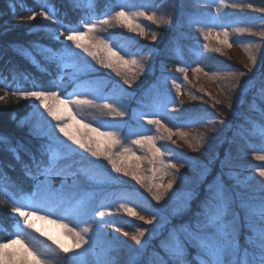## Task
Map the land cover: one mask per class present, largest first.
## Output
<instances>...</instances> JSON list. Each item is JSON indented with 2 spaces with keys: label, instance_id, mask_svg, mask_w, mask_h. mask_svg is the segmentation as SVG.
<instances>
[{
  "label": "trees",
  "instance_id": "trees-1",
  "mask_svg": "<svg viewBox=\"0 0 264 264\" xmlns=\"http://www.w3.org/2000/svg\"><path fill=\"white\" fill-rule=\"evenodd\" d=\"M224 4L230 10L222 18ZM121 7L135 16V23L148 33L140 35L138 30L131 31L118 24L114 16ZM141 11L154 14L156 19L136 15ZM34 12H46L52 19L36 15L26 26L1 31L13 17ZM105 19L108 24L103 23ZM87 22L96 25L95 37L114 42L127 59L137 60L142 68L131 65L119 72L104 68L82 50L75 49L71 42L58 39L68 28L86 31ZM236 23L250 29L264 27V0H0V243L17 234L22 238L20 219L10 210L18 201L32 196L35 185L41 181L32 158L47 164L49 156L42 155V146L50 145L58 149L54 162L56 175L71 176L77 181L74 186H53V197H62L85 209L83 217L62 213L56 216L76 229L85 226V221L112 224L131 233L154 229L134 264H161L162 260L172 264L163 245L171 244L173 234L183 239L181 229L194 222L195 213L210 189L222 192L230 202L228 218L236 224L227 254L230 264H260L264 258L259 239L261 220L250 213L264 203V177L259 174L264 170V160L257 159L264 155V43L256 54L253 69L218 53L209 43L212 30L235 27ZM239 39L247 45L259 40L255 34ZM172 65L178 70L171 69ZM71 67L80 68L82 73L67 81L66 69ZM198 68L221 83L218 82L227 99L218 101L219 108L211 102L205 104L204 91L189 84L188 88L200 100V105L193 107L166 83L168 79L186 83L185 71ZM243 74L251 76L246 88L242 77L239 79ZM83 80L98 83L86 87V92L94 96L87 99L91 103L68 108L61 105L59 110L64 107V113L70 109L82 121L73 122V132L87 133L83 123L102 125V131H115L120 144L113 148L114 153L130 148L135 156L142 157L143 166L136 169L141 182L132 179L135 170L128 171L129 175L117 173L103 156L93 157L73 145L55 128L57 121L48 115L40 101L20 95L22 91L43 90L76 99L72 95ZM105 104L125 115L110 114ZM164 109L171 113L166 123L161 117ZM223 110L228 116L223 115ZM148 119H159L161 123L150 125ZM206 124L215 126L217 132L206 134L203 131ZM165 125L181 129L186 136L183 144L191 151L172 136L169 138L161 129ZM88 135L101 141L102 150L107 146L104 137ZM142 135L155 137L157 146L166 153L163 157L166 168L157 164L154 169L147 147L132 144ZM197 150L206 157H198ZM135 156L128 154L124 165ZM28 169L32 176L26 175ZM169 182L171 189L167 188ZM160 184L163 187L156 186ZM157 188L176 202L164 207L155 198ZM132 205L154 217L165 218L163 224L152 227L145 220L130 216L125 208ZM100 212L104 215L100 216ZM82 233L86 239L91 236L89 231ZM23 234L45 264H77L69 253L34 229ZM114 241L116 246L131 245L126 239ZM186 248L191 264L206 259L196 247L186 245Z\"/></svg>",
  "mask_w": 264,
  "mask_h": 264
},
{
  "label": "snow or ice",
  "instance_id": "snow-or-ice-1",
  "mask_svg": "<svg viewBox=\"0 0 264 264\" xmlns=\"http://www.w3.org/2000/svg\"><path fill=\"white\" fill-rule=\"evenodd\" d=\"M36 15L43 16L46 20H51L52 17L46 12L33 13L30 20L35 19ZM138 16H145L148 20H155V15L147 16L144 12L136 13ZM114 19L118 24H121L131 31H139L140 35H145V29L139 24L135 23V16L130 15L123 7L119 11L115 12ZM164 22V21H161ZM104 24H108L109 20H103ZM85 30H80L78 28H68L66 29L67 34L64 39L71 42L75 49L82 50L93 60L97 61L102 67L113 69L119 72L121 69H127L131 65H136L142 68L135 59H127L126 54H122V49L116 46L114 42H111L105 38H97L94 33L96 31V25L90 22L84 24ZM225 39L221 43H227V33H224ZM152 39L155 40L156 36L153 34ZM71 52V47L68 49ZM183 71V69H181ZM199 71V69H197ZM175 83V81H173ZM25 98H35V100L40 101L41 106L47 110L49 116L53 120L57 121L55 128L58 129L59 133L63 137L67 138L73 145L78 146L80 149H84L91 153L93 157L103 156L112 166V169L117 172H123L124 175H129L127 169L123 166L128 158V154L135 156V153L131 151L130 148H124L122 152H113V148L120 144V140L115 131H102V125L93 127L90 123H83V128L87 129V133L80 134L79 131L73 132V122L76 124H81V120H77L76 115H74L69 109L67 112L62 113L57 105H63L68 108L69 105H85L90 104L91 101L86 99H76L62 98L56 91H43V90H32V91H22L20 93ZM2 99V98H0ZM49 100L54 101V103H48ZM105 108L109 109L110 114L115 116H124L125 113L115 109L111 104H105ZM147 123L150 125H160L159 119H148ZM169 133V138L171 137L172 130L165 129ZM88 133H94L96 137H104L108 143L107 146L102 150L101 141L94 138ZM83 137V138H82ZM132 144L139 145L141 148L147 147L148 152L152 154V158L149 161L154 169L157 164L163 167H167L164 163L163 157L166 155L162 147L157 146L155 142V137L151 135H142L139 138L132 141ZM43 153H47L49 156V162L45 164L42 160L37 161L35 157L32 158V165L37 169V174L39 176H44V181H39L32 192V196L29 198L22 199L17 202L15 206L11 208V213L18 216L22 220L23 225L28 229H34L41 235L46 236L48 239L52 240L64 253H74L78 255L77 250L81 249L85 244H89L90 237L85 238L83 233L76 230L75 227H69L67 223L62 222L61 216H56L57 213H62L63 216H77L83 210L82 205H72L69 201L64 198L53 197L49 185L47 183V178L51 175H56L57 172L54 169V162L57 158L56 153L58 149H53L50 145L42 146ZM117 157H119L120 162H117ZM136 160L139 161L142 157L135 156ZM257 159L264 160V155H260ZM139 165H137L138 167ZM174 167V165H172ZM27 168V166H26ZM62 174V173H61ZM260 176L264 177V170L260 171ZM26 175L32 176L30 169L26 171ZM132 179L137 182H141L142 177L140 174L133 172L131 173ZM153 179H156L153 176ZM158 187H163L162 184L156 185ZM168 189L172 188V182L167 185ZM151 191V188H149ZM157 200L161 199V196L157 195L155 197ZM121 207H125L121 205ZM125 211L130 216H135L137 213L131 207H126ZM230 212V202L224 197L220 191L209 190L208 196L204 201L201 202V206L195 213L194 222L190 224L187 229H181L183 232V239H181L179 234H173L171 244L163 245L165 251L168 253L172 264H191L187 258V248L186 245L194 246L199 249V252L206 257L202 259L200 264H230L227 257L228 252L231 250V238L236 231V224L234 220L229 219ZM253 217L259 216L261 220L260 228V248L262 254H264V203H262L258 210L251 211L250 213ZM100 216L104 213L100 212ZM56 216V219L52 217ZM33 218L36 220L46 221L50 224H58V226L65 230V232L72 237L74 243L72 247H67L60 241L55 240L54 237L50 236L47 232H44L42 228L37 227L33 222ZM144 220V217H140ZM146 223L151 224V220H147ZM84 233L89 231L85 228ZM144 232H140L139 236H143ZM139 236H133V239L139 243ZM13 245H20L23 249L22 252L6 251L11 249ZM31 257V260H29ZM0 261H5V264H45V261L40 258V256L32 249L27 247L25 242L21 239V236L17 234L15 238L0 243ZM161 264H165L162 260ZM260 264H264V258L261 259Z\"/></svg>",
  "mask_w": 264,
  "mask_h": 264
},
{
  "label": "rangeland",
  "instance_id": "rangeland-1",
  "mask_svg": "<svg viewBox=\"0 0 264 264\" xmlns=\"http://www.w3.org/2000/svg\"><path fill=\"white\" fill-rule=\"evenodd\" d=\"M225 5V4H224ZM223 5V10H221V13L224 14L223 17H227V12L230 10L227 5ZM230 7V6H229ZM146 15L151 16V14L148 13V11L145 12ZM33 13H28L22 16H15L2 27L1 31H5L10 28H16V27H22L30 24L32 20L29 19ZM165 20V18H164ZM160 21H163L160 19ZM85 24V23H84ZM145 33H148V30H145ZM224 33H227V43H221L225 39ZM67 31L62 32L58 39L66 41L64 37L66 36ZM250 34H255L259 38L256 42H254L251 45H247L240 41V37L248 36ZM264 27L260 26L259 28H248L243 25H238L236 23L235 27H230L227 29H214L211 32V37L209 38V43L212 49L216 50L218 53H221L227 57H230L237 62L243 64L246 67H249L251 69L254 68V62L256 58L257 52L260 50L261 46L264 43ZM86 56L87 54L84 53ZM54 57H62L59 55H55ZM173 70H178V67L176 65L170 66ZM197 69H188L185 71L186 74V83H182L175 80L168 79L166 83L168 82L169 85L173 89L176 90L177 94L179 95V98L186 103L192 105L193 107H198L200 105V100L195 97V95L191 92L189 89V84L191 86L197 87L200 90L204 91L206 94L205 97V104L212 103L213 106H217L218 101L226 100L227 95L224 94L221 91L222 87L218 84V80L214 78V75L206 73L202 68ZM82 73L80 68L77 67H71L66 69V75L65 79L67 81H71L75 79L77 76H79ZM242 77L244 84L243 87H247L249 82V78L251 77L250 74H243L239 76V79ZM249 79V80H248ZM248 80V81H247ZM175 81V83H173ZM97 83V81H95ZM96 83L89 82L87 80L82 81V85L73 93L72 97H78L79 99H93V95H89L86 92V87L88 84L94 85ZM220 83V82H219ZM98 84V83H97ZM221 84V83H220ZM189 87V88H188ZM244 88V89H245ZM243 89V90H244ZM61 105L58 106V108ZM219 108V107H218ZM221 110V108H220ZM61 112L66 111L64 107L60 109ZM223 115L228 116V112L222 111ZM161 117L166 123L167 118L171 119V113L169 110L164 109L161 112ZM171 129L172 134L171 136L177 140L178 144L183 146L184 148L189 149V147L183 144V141L185 139V134L181 129L178 128H172L167 125H165L164 128L161 127V129L164 130V132L169 136V133L165 131V129ZM203 131L207 134H214L217 132L215 129V126L212 124H206L203 126ZM187 139L190 141V139L187 137ZM191 142V141H190ZM208 143V142H207ZM195 154L198 157L205 158V154L201 150H197ZM132 159H129L127 164L124 165V167L127 169V171L132 172L139 168L140 166H143L141 161H137L136 158L131 157ZM137 165H139L137 167ZM41 181L45 180L44 176L40 177ZM47 183L49 185V189L51 192H53V186L54 187H65V186H74L76 185L77 181L74 177L71 176H63V175H51L47 178ZM163 193H165L163 190L157 188L156 194L161 196L160 201H162V205L164 207H170L173 203L176 202V200L169 195L165 194L166 196L164 198ZM179 199V198H177ZM131 208L137 213L135 215L136 217H144V220H151L152 227H159L163 224V221L165 218L160 217H154L147 211H144L140 206L138 205H132ZM81 217L85 215V209L83 207V210L80 212ZM18 217V216H17ZM259 217V216H256ZM53 219H56V217H52ZM260 218V217H259ZM20 219V218H19ZM75 219V218H73ZM33 222L36 224L37 227H40L43 229L44 232H47L50 236L54 237L55 240L60 241L62 244H64L67 247H72L74 241L71 236H69L64 229L60 228L58 224H50L46 221L42 220H36L33 218ZM63 223H67L69 227H72L70 223L67 221H63ZM86 225L80 227L79 229H76L77 231L81 232L88 228L89 232L91 233L90 236V242L89 244H85L81 249L77 250L78 255L74 253H69L76 261L77 264H134L140 257L141 253L144 251L145 243L150 238V236L155 233L154 229L148 231H143L144 235L139 236V233H131L126 231L123 228H119L112 224H103V223H97V222H90L87 223L85 221ZM20 229L21 232L25 233L28 232L31 229L26 228L23 225L22 220H20ZM22 233V240L25 242L27 247L30 248L29 244L26 242L25 238L23 237ZM133 236H139V243H137L136 240L133 239ZM126 239L130 242L131 245H125V246H116L114 245L115 239ZM88 239V238H87ZM31 249V248H30ZM17 251L22 252L23 249L20 245H13L11 249H8L6 251ZM29 260H31V257H29ZM0 264H5V261H0Z\"/></svg>",
  "mask_w": 264,
  "mask_h": 264
}]
</instances>
